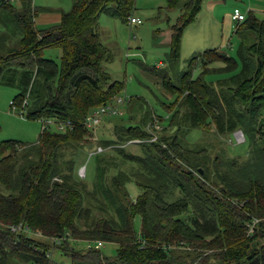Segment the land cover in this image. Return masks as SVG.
<instances>
[{"label":"trees","instance_id":"obj_1","mask_svg":"<svg viewBox=\"0 0 264 264\" xmlns=\"http://www.w3.org/2000/svg\"><path fill=\"white\" fill-rule=\"evenodd\" d=\"M202 4L167 0V9L181 10L171 28L172 69ZM135 5L136 0H75L58 24L41 29L36 18L43 9L35 10L32 0H0V22L7 28L0 35V86L19 90L13 110L21 107L28 120L43 125L71 123L63 131L47 125L36 145L0 142V264L11 258L62 264L49 255L53 249L70 264H264V20L252 12L236 26L242 38L238 58L208 50L176 84L168 70L153 69L175 98L166 106L170 117L158 116L143 98L133 108L129 100L131 125L116 123L115 139L100 143L104 149L114 145L121 160L96 155L92 192L76 174V153L91 134L86 119L117 105L125 88L105 68L114 55L101 42L99 20L104 15L129 24ZM11 40L16 45L8 48ZM51 48L61 50L60 64L44 57ZM219 62L224 67L212 68ZM208 73L234 74L215 83L206 81ZM209 126L220 135L241 131L246 142L250 136L249 160L213 158L186 144L189 132ZM130 141H141L139 155L118 147ZM126 164L130 171L123 170ZM130 182L141 190L136 199L127 189ZM18 225L40 232L45 241L10 230ZM76 242L88 248L78 250ZM106 243L117 245L114 257L102 252Z\"/></svg>","mask_w":264,"mask_h":264},{"label":"rangeland","instance_id":"obj_2","mask_svg":"<svg viewBox=\"0 0 264 264\" xmlns=\"http://www.w3.org/2000/svg\"><path fill=\"white\" fill-rule=\"evenodd\" d=\"M189 0H183L186 3ZM75 0H32L35 10H45L37 16V26L45 29L58 24V17L63 13H69L73 9ZM16 7L21 3L17 2ZM135 13L143 21L142 25L131 26L123 24L121 21L101 16L99 20L100 39L103 45L108 47L114 55L112 63L105 64L106 70L111 74L114 81L124 83L125 88L119 98L133 100V107L138 105L137 98H143L148 102L151 110L158 116L168 118L166 106L170 105L175 98L168 96L163 90L161 78L153 69L157 68L160 62L164 65L158 67V70L169 71L173 82L178 80L187 71L190 62L200 54L208 50L218 49L226 52L229 56L238 58L237 52L242 41L240 35L236 34L238 22L232 20L233 13L240 11L246 17L252 12L256 17L264 20V0H203L202 10L196 21L189 25L182 39L181 56L174 69L170 68L168 62L170 55L168 36L171 33L172 26L177 22L181 15V10L167 9V0H136ZM44 12L48 14H43ZM134 13V16H136ZM45 15H49V20L44 21ZM7 28L0 22V35H5ZM16 45L15 41H10L8 48ZM44 57L54 59L61 63L62 52L58 48L46 49ZM224 64L219 62L212 65V68H222ZM201 71L194 72V78H198ZM234 73H208L206 81L217 82L226 79ZM20 92L16 88L0 86V142L15 140L28 145H36L39 142L43 131L42 120L33 121L26 118L27 112L22 111L21 107L13 110L11 103L17 99ZM123 114L113 118H106L95 132L85 137L83 149L76 153L77 164L76 174L78 178L85 181L90 192L94 190L96 179V155L101 141L114 140V128L116 123L128 122L132 115L131 107L125 103L121 107ZM124 115V116H123ZM170 117V116H169ZM139 117H136L138 122ZM135 121V122H136ZM133 124H136V123ZM132 124V125H133ZM164 127V125H162ZM161 128V127H160ZM52 131H61L55 124L50 125ZM240 132V131H238ZM237 133V132H236ZM236 133L220 135L216 132L214 126L203 129L193 130L185 136V142L193 148L199 147L206 149L213 157H220L229 162L237 161L242 164L250 158L251 137L240 139ZM114 145L104 150L102 153L107 156L117 158L121 157L114 151ZM118 147L124 148L127 153L139 155L140 147L138 144L121 143ZM71 157V150L68 151L67 158ZM120 157V158H119ZM228 162V163H229ZM131 164L122 166L124 171H130ZM86 168V177L81 174V169ZM117 173L112 170L109 173L111 178ZM132 199H136L141 190L134 183L130 182L127 186ZM94 214L99 215L97 210ZM136 229H140V221H136ZM44 240V239H43ZM45 241V240H44ZM74 247L78 250H86L87 242H76ZM117 251V245L106 243L102 252L107 257H114ZM53 257L57 262L70 264L69 260L59 252L54 253ZM9 264H27L11 258Z\"/></svg>","mask_w":264,"mask_h":264},{"label":"built area","instance_id":"obj_3","mask_svg":"<svg viewBox=\"0 0 264 264\" xmlns=\"http://www.w3.org/2000/svg\"><path fill=\"white\" fill-rule=\"evenodd\" d=\"M7 1L14 2L15 0H7ZM232 19H233V21H236L238 23H242V22L245 21L246 16L243 15L240 11H235L233 13ZM142 24H143V21L139 17L132 16L129 19V25H131V26L142 25ZM161 66H162V64L159 65L158 67H161ZM117 102L118 103L115 106L114 105H110V106L103 107V108H101L99 110L94 111L91 115H89V117L86 119V127L90 131L95 132L96 129L102 124V121L104 119L110 118V117H116V116H119V115L121 116L123 114V112L121 111V107H122V105L127 103L128 100L123 99V98H118ZM12 104L13 103H11V105ZM14 110H17V109L14 108ZM51 124H54V123L52 121L51 122L49 121L48 123L44 124L43 130H45L47 128V125L49 126ZM70 124L71 123H67V124L58 123L57 126L59 127V129L61 131H63ZM157 128H160V127L157 126ZM236 134H237L236 136L238 138L244 139V134L241 131L237 132ZM129 143H131V144H140L141 141H130ZM103 151L104 150L102 149V147H100V148H98V151L95 154H101ZM80 172H81L82 175H84L83 177H86V172H87L86 168L81 169ZM10 230L12 232H25V233L29 234L30 236H34V237L40 238V239L44 238L40 232H32L28 227H25V226H22V225L12 226L10 228ZM56 240H57L56 238H52L51 242L53 243V246H55V244L57 243ZM102 246H103L102 243H98L97 244V248H101ZM53 250L49 253L50 256L53 255ZM62 264H65V263H62Z\"/></svg>","mask_w":264,"mask_h":264},{"label":"crops","instance_id":"obj_4","mask_svg":"<svg viewBox=\"0 0 264 264\" xmlns=\"http://www.w3.org/2000/svg\"><path fill=\"white\" fill-rule=\"evenodd\" d=\"M43 11H45V10H43ZM43 11H42V12H43ZM43 14H48V13L44 12ZM135 15H136V17H139L136 13H135ZM61 17H62V15H60V16L58 17V23L61 21ZM44 18H45L44 21L46 22V21L49 20L50 17H49V15H45ZM232 20H233V19H232ZM37 22H38V20L36 19V24H37ZM171 38H172V30H171L170 35L168 36V40H167V38H165V41L167 42V44L169 43V47H170V43H171ZM161 64L164 65L163 62H160L159 65H161ZM159 65H158V66H159ZM158 66H157V68H158Z\"/></svg>","mask_w":264,"mask_h":264}]
</instances>
